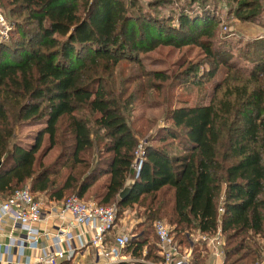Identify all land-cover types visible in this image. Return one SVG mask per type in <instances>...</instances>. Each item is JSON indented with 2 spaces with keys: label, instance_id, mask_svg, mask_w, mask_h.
I'll list each match as a JSON object with an SVG mask.
<instances>
[{
  "label": "trees",
  "instance_id": "trees-1",
  "mask_svg": "<svg viewBox=\"0 0 264 264\" xmlns=\"http://www.w3.org/2000/svg\"><path fill=\"white\" fill-rule=\"evenodd\" d=\"M4 1L16 20L8 41H0V197L29 185L32 194L54 203L87 197L101 206L115 203L119 211L139 202L145 220L121 254L141 259L146 249L143 258L159 264L152 221L163 218L178 244L194 252L193 235L220 231L223 264L261 261L264 36L242 42V66L225 42L214 41L216 17L205 0L198 8L189 1L177 18L167 19L145 16L137 0H0V5ZM228 15L264 26V3L248 0ZM160 46L197 48L210 69L198 81L188 69L175 76L143 71L121 80L119 65L143 69L141 56ZM148 79L160 86L171 80L174 88L188 89L184 94L202 91L209 81L214 86L194 104L188 97L178 100L161 125L152 130L149 123L141 132L133 129L131 108L145 85L129 94L126 88ZM32 127L37 129L21 134ZM142 133L149 134L145 142ZM51 152L54 159L45 164ZM131 179L132 191L120 201ZM202 254L192 263L201 264Z\"/></svg>",
  "mask_w": 264,
  "mask_h": 264
},
{
  "label": "built area",
  "instance_id": "built-area-1",
  "mask_svg": "<svg viewBox=\"0 0 264 264\" xmlns=\"http://www.w3.org/2000/svg\"><path fill=\"white\" fill-rule=\"evenodd\" d=\"M9 30L0 15V41L8 38ZM142 150V144H139L135 152L138 167ZM44 201L34 197L28 188L15 190L6 198L0 197V234L6 226L9 227L7 241L3 246L0 245V264H58L72 261L80 251L88 248L98 260H103L102 264L126 261L121 249L129 243L131 234L119 226L115 204L101 206L75 196L58 206H46ZM47 213L53 214L57 221L53 231L41 226ZM153 230L161 256L159 264H192V246L187 248L179 245L171 229L160 220L154 221ZM114 231L113 243L108 245L107 237ZM199 237V241L205 243L219 259V248L222 246L220 231L215 236ZM26 249L38 254L33 259L26 257Z\"/></svg>",
  "mask_w": 264,
  "mask_h": 264
},
{
  "label": "rangeland",
  "instance_id": "rangeland-1",
  "mask_svg": "<svg viewBox=\"0 0 264 264\" xmlns=\"http://www.w3.org/2000/svg\"><path fill=\"white\" fill-rule=\"evenodd\" d=\"M137 1H138L137 6L139 5V7L143 9V14L145 16L150 15L155 18H163V19H167L168 17L177 18L180 10L187 9L189 1H191L189 5L190 6L192 5L193 8H198L197 6L200 3V0L199 2H192V0H162L163 2H161V0H137ZM245 1L248 0H237V2L235 1L233 2V0H205L207 11H210L212 15L216 17L217 37L214 38L215 39L214 41L225 42L226 43L225 45L229 47L232 55L234 56L235 61L242 66H244V63L240 59V56L244 41H246L247 39L264 36L263 25H259L257 23L239 22L238 19H236L234 16L228 15V11H230V9H234L237 4ZM261 1L264 3V0ZM4 4L5 1L3 2V6L0 5V15L5 19L7 25L9 26V29L11 30L12 21H15L16 18L7 15L6 9L4 8ZM149 4H152L153 6H150ZM131 13H137L136 9L134 10V12ZM244 13L246 12L241 11L240 14H244ZM261 20L264 22V18H262ZM166 25L175 26L176 23L167 22ZM6 41H8V39ZM217 46L218 45L216 44V47ZM141 63L143 65V69H139L135 65L124 63L118 66L116 72H118V70L120 71L121 80L124 81L126 79L133 77V74L137 72L144 71V73H148V72L156 71V72H163L167 75L173 74L175 76L177 75V73H180L181 71H185L186 69H188L191 73V80H193L194 78V80L198 81L197 79L198 77H200L201 73L204 72L205 74V71L206 70L209 71L210 69V65L208 64L209 61L206 60L203 52L194 47L174 49L168 46H160L159 48L155 49L152 52H149L145 55L143 54L141 56ZM130 69H132V71H130ZM220 72H222V70H220ZM220 78L221 75H218L216 79H220ZM118 80L119 78L116 79V83H118ZM213 82L214 81H209L206 84H204L203 85L204 88H202V91H197L194 88L193 89L191 88L192 93H188V94H184L186 91H188V89H182L180 87L174 88L173 85L170 84L171 80L167 81L165 84H163V86L154 83L151 79L140 80L134 85L129 86V88H126L128 89L127 91L128 94L131 93L132 89L138 88L139 85H145L143 88L139 89L140 91H142L139 92L140 97L138 98L135 105H133L131 108V116L134 117L135 119L134 121H136L135 125L133 124V129L143 132V130L149 126V123H153V128H152L153 130L157 125L162 124L163 121L162 118H164L166 110L169 109L170 107H174L178 105V103H176L178 100L184 101V99L188 97L187 101L188 102L191 101L192 104H194L196 102H199L200 96H204L202 94L203 92L209 97L210 90L214 86ZM151 83L152 85L155 84L156 87L158 88L165 86V90L162 92V90L160 89L158 90L156 87L152 89L150 88ZM183 83H185V80H183ZM203 89H209V90H207L206 92ZM204 101L205 103H207L208 99ZM36 129H37L36 127L26 128L21 130V134L28 135L31 134ZM148 135L149 134L147 133H142V135H140V138L142 139L141 142H143L144 141L143 138H145V136ZM54 156L55 153L51 152L45 159L44 163L45 164L51 163V161L54 159ZM58 183H60V180ZM24 188L29 189V185L19 187L18 189H24ZM33 195L36 198L39 197L37 194H33ZM42 196L44 197V200L46 198V200L49 202L47 196L46 197L45 195ZM71 197L72 196H66L64 201ZM83 201L96 203L95 201L90 200L87 197H84ZM144 208H145L144 205L140 204L139 202L134 203L124 209H120L118 211V219H122V221H124L125 219V222L127 223L126 226L130 231L134 232L136 230H139V223H142L145 220ZM156 220H160L166 226H168V228L171 229L166 219L163 218L155 219L152 221V223H154V221ZM199 236L200 235L197 236L193 235L192 238H190L195 245H198L196 240L199 241L200 238ZM221 240H222V246L219 248L220 251L219 259H221L222 262L221 264H223L224 254H223L222 236H221ZM258 244L262 245V242L258 240ZM195 245L194 248L196 249V251L193 252L194 254L193 261L196 260L195 257L197 253H199L201 250L203 252V254L201 255L203 256V262L201 264H215L214 259H216V257L214 256L215 254L211 250H209L206 246H204V244L202 245L204 248L202 247L198 248V246L196 247ZM188 247L189 246H187V248ZM243 264L246 263L243 262ZM253 264H264V254H263V259L261 261L256 260Z\"/></svg>",
  "mask_w": 264,
  "mask_h": 264
},
{
  "label": "crops",
  "instance_id": "crops-1",
  "mask_svg": "<svg viewBox=\"0 0 264 264\" xmlns=\"http://www.w3.org/2000/svg\"><path fill=\"white\" fill-rule=\"evenodd\" d=\"M38 196H39V198H42L44 200V197L42 195L39 194ZM45 203H46V206L51 207V206H58L62 202H60V203L48 202L45 198ZM119 220H120L119 226L124 227L127 231H129L131 234V238H136L139 236V235L133 234V232L128 229V227L126 226L127 223L125 222V219H124V221H122V219H119ZM56 224H57V221L54 219L53 214L49 215L47 213L44 221L41 223V226L45 229L46 228L49 229L50 231L52 229V231H53V228L55 227ZM8 233H9V227L6 226L3 230V233L0 234V245L1 246H3L6 243V241H7L6 235ZM115 233L116 232L114 231L108 235V239H107L108 245L112 244V241H113L112 239L115 236ZM37 254H38L37 252H33L29 249H26V251H25V256L26 257L30 256L32 259ZM145 255H146V249H144L143 253H142L143 257ZM122 256L124 257V259H126V261H121L119 264H158V263H154V262L149 261V260H145L143 257L141 259L134 258L130 254L123 253ZM214 260H215V264H221L222 263L221 259H214ZM102 263H103V260L102 259L98 260L94 256L93 251L90 248H88V249L80 251L72 261H65V262H61L58 264H102Z\"/></svg>",
  "mask_w": 264,
  "mask_h": 264
},
{
  "label": "water",
  "instance_id": "water-1",
  "mask_svg": "<svg viewBox=\"0 0 264 264\" xmlns=\"http://www.w3.org/2000/svg\"><path fill=\"white\" fill-rule=\"evenodd\" d=\"M133 186H134V180L133 179L128 180L123 186L122 190L119 192L118 199L120 201L125 200L130 195Z\"/></svg>",
  "mask_w": 264,
  "mask_h": 264
}]
</instances>
